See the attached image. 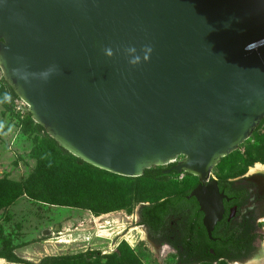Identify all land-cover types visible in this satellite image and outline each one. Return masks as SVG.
<instances>
[{
  "label": "water",
  "instance_id": "obj_1",
  "mask_svg": "<svg viewBox=\"0 0 264 264\" xmlns=\"http://www.w3.org/2000/svg\"><path fill=\"white\" fill-rule=\"evenodd\" d=\"M0 70L94 168L138 179L183 158L212 238V173L264 120V0H0Z\"/></svg>",
  "mask_w": 264,
  "mask_h": 264
},
{
  "label": "rangeland",
  "instance_id": "obj_2",
  "mask_svg": "<svg viewBox=\"0 0 264 264\" xmlns=\"http://www.w3.org/2000/svg\"><path fill=\"white\" fill-rule=\"evenodd\" d=\"M3 104L0 182L8 181L24 189L28 177L37 171V162L32 157L35 136L23 128L28 108L9 100ZM260 157L259 162L249 160L248 164L234 165L236 157L230 155L213 171V178L238 180L259 167L264 168V146ZM133 186L136 199L142 198L143 193L153 197L134 209L106 215L21 196L13 204L0 208V257H4L0 261L3 264H177L176 255L164 250L157 252L143 241L145 229L137 222L138 211L141 205H149L163 196L186 192L191 185L180 184L179 177L170 176L167 183L153 187L143 186L140 180ZM257 225L264 233V217ZM93 253L97 256L89 258Z\"/></svg>",
  "mask_w": 264,
  "mask_h": 264
},
{
  "label": "trees",
  "instance_id": "obj_3",
  "mask_svg": "<svg viewBox=\"0 0 264 264\" xmlns=\"http://www.w3.org/2000/svg\"><path fill=\"white\" fill-rule=\"evenodd\" d=\"M5 100L16 103L20 99L2 78L0 107L5 105L3 104ZM24 119L25 132L33 133L35 136L32 157L37 162V171L28 177V184L24 189L8 181L0 182V208L9 206L21 196L26 195L38 202L86 209L96 215H106L131 207L134 209L136 205L147 203L148 199L153 197L143 193L142 198L136 199V188L133 186L135 181H142L143 186L146 187L168 182L163 168L148 170L142 178L138 179L119 177L94 168L60 148L42 127L33 122L29 112ZM263 146L264 120L251 139L231 155L236 157L234 165L248 164L249 160L259 162ZM225 159L222 162L226 161ZM187 178L195 179L190 175H187ZM220 184L230 189L234 185L228 179L221 180ZM231 192L235 193V191ZM179 200L181 198L163 196L148 206L141 205L138 211L139 225L154 228L156 232L164 223L167 226L175 215ZM256 221V218L246 219L242 224L229 226L225 231H216L213 234L216 241H210L207 238L202 240L200 242L202 252L197 257L181 255L182 264H216L222 261L226 264L249 263L259 255L264 241V233ZM193 245L194 242L189 239L183 243L185 249L190 250L192 254L200 252V250H192ZM212 250L214 253L211 252ZM95 256L97 255L93 253L89 258Z\"/></svg>",
  "mask_w": 264,
  "mask_h": 264
},
{
  "label": "flooded vegetation",
  "instance_id": "obj_4",
  "mask_svg": "<svg viewBox=\"0 0 264 264\" xmlns=\"http://www.w3.org/2000/svg\"><path fill=\"white\" fill-rule=\"evenodd\" d=\"M182 160L183 158H180L164 169L168 180L170 176H175L179 177L180 184L188 185V183H191V187L186 192L172 196L181 198L177 203L172 221L168 222L167 226L164 223L157 232L154 228L142 226L145 229V239L143 241L147 242L157 252L158 250L159 252L164 250V252L176 255L177 264H182L181 255L183 257L191 255L197 257L202 252L200 242L205 238L216 241L217 239L213 238L216 231H225L229 226L242 224L246 219L256 218V222H258L264 216V168L261 171L249 172L238 180H228L234 184L232 189L220 184L221 180L213 178L212 175V178L218 181L220 193L225 196V212L221 222L212 233V238H210L204 226V214L201 212L197 200L190 198L191 193L199 187V180L195 178V181L192 178H187V174H178L171 171ZM231 191H235V193ZM156 234L158 236H155ZM188 239L194 242L192 250H200V252L192 254V252H189L190 250L185 249L183 243ZM211 252L214 253L213 250Z\"/></svg>",
  "mask_w": 264,
  "mask_h": 264
},
{
  "label": "built area",
  "instance_id": "obj_5",
  "mask_svg": "<svg viewBox=\"0 0 264 264\" xmlns=\"http://www.w3.org/2000/svg\"><path fill=\"white\" fill-rule=\"evenodd\" d=\"M16 104L17 105H20V106H25V104L22 102V101H17L16 102ZM17 109H18V107H17ZM20 109V108H19ZM262 247H263V258H262V261H261V264H264V241H263V243H262Z\"/></svg>",
  "mask_w": 264,
  "mask_h": 264
},
{
  "label": "bare ground",
  "instance_id": "obj_6",
  "mask_svg": "<svg viewBox=\"0 0 264 264\" xmlns=\"http://www.w3.org/2000/svg\"><path fill=\"white\" fill-rule=\"evenodd\" d=\"M263 168H261V167H259V168H257V170L256 171H261ZM255 171V170H254ZM255 171V172H256ZM4 262H3V260H1L0 261V264H3ZM259 264V260L258 259H255V260H252V261H250L249 263H247V264Z\"/></svg>",
  "mask_w": 264,
  "mask_h": 264
},
{
  "label": "clouds",
  "instance_id": "obj_7",
  "mask_svg": "<svg viewBox=\"0 0 264 264\" xmlns=\"http://www.w3.org/2000/svg\"><path fill=\"white\" fill-rule=\"evenodd\" d=\"M257 167H259V165H257Z\"/></svg>",
  "mask_w": 264,
  "mask_h": 264
}]
</instances>
